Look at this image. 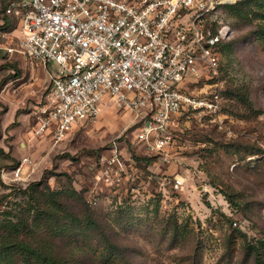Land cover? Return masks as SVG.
Instances as JSON below:
<instances>
[{
  "label": "rangeland",
  "instance_id": "obj_1",
  "mask_svg": "<svg viewBox=\"0 0 264 264\" xmlns=\"http://www.w3.org/2000/svg\"><path fill=\"white\" fill-rule=\"evenodd\" d=\"M210 17L229 25L227 46H219L216 72L202 69L184 85L199 97L216 92L219 99L213 110L174 119L164 156L147 154L134 137L142 120L108 99L94 122L56 145L50 136H33L34 111L44 102L49 77L0 48V213L23 203L18 188L44 175L53 189L71 183L81 190L101 216L124 214L129 225L116 226L112 236L136 264H253L240 236L264 240V164L258 161L264 115L253 111L264 110V47L246 37L257 19L239 21L222 7ZM2 18L0 6V43L15 46L16 24L2 27ZM113 142L131 159L130 177L116 189L97 182L93 168ZM24 157L16 179L12 171ZM163 177L179 178L182 186L161 185Z\"/></svg>",
  "mask_w": 264,
  "mask_h": 264
},
{
  "label": "built area",
  "instance_id": "obj_2",
  "mask_svg": "<svg viewBox=\"0 0 264 264\" xmlns=\"http://www.w3.org/2000/svg\"><path fill=\"white\" fill-rule=\"evenodd\" d=\"M222 0H3L1 13L14 20L15 46L3 45L42 66L49 77L44 102L34 111V136L53 145L94 122L101 103L135 112L142 120L135 139L149 155L164 156L170 127L183 113L209 111L219 94L199 97L184 85L202 69L216 72L217 46L229 25L207 23ZM22 158L12 174L19 177ZM130 157L118 142L94 162L95 180L116 189L129 179ZM179 178L161 185L182 186Z\"/></svg>",
  "mask_w": 264,
  "mask_h": 264
},
{
  "label": "trees",
  "instance_id": "obj_3",
  "mask_svg": "<svg viewBox=\"0 0 264 264\" xmlns=\"http://www.w3.org/2000/svg\"><path fill=\"white\" fill-rule=\"evenodd\" d=\"M220 7L239 21L257 19L256 30L246 37L264 47V0L221 3L216 9ZM3 17L2 27L16 24ZM207 25L213 32L218 26L216 21ZM227 38L218 43V56L219 46L224 49ZM253 111L264 115V110ZM258 161L264 164V155ZM18 190L24 202L0 213V264H136L112 236L116 226L129 225V220L123 222L124 214H115L113 220L109 215L101 216L89 205L81 190L71 183L53 189L44 175ZM171 231L173 236L177 234V223ZM240 237L242 253L253 264H264V240L250 242L245 235Z\"/></svg>",
  "mask_w": 264,
  "mask_h": 264
},
{
  "label": "crops",
  "instance_id": "obj_4",
  "mask_svg": "<svg viewBox=\"0 0 264 264\" xmlns=\"http://www.w3.org/2000/svg\"><path fill=\"white\" fill-rule=\"evenodd\" d=\"M2 20V19H1ZM31 64H34V65H38V66H40L39 64H37V63H32V62H30ZM40 67H42V66H40ZM43 68V67H42ZM46 71V70H45ZM47 73V72H46ZM47 75H48V73H47ZM33 135V134H32ZM34 136V135H33Z\"/></svg>",
  "mask_w": 264,
  "mask_h": 264
}]
</instances>
